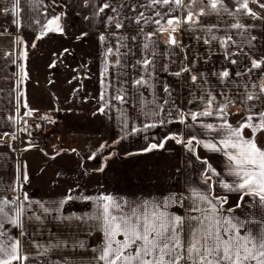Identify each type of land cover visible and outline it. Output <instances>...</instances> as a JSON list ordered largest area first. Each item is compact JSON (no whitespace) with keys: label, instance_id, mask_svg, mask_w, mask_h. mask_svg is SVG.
Returning a JSON list of instances; mask_svg holds the SVG:
<instances>
[{"label":"crops","instance_id":"0c3cea01","mask_svg":"<svg viewBox=\"0 0 264 264\" xmlns=\"http://www.w3.org/2000/svg\"><path fill=\"white\" fill-rule=\"evenodd\" d=\"M105 3L110 7L100 12ZM149 3L21 0L19 15L14 16L10 0H0V136L13 137L18 121L34 120L41 123V134L48 131L55 142L35 144L18 156L8 142H0V199L28 196L23 229L3 222L6 235L18 238L28 256L23 264H102L93 249L101 248L104 235L98 221L89 219L97 215V206L86 199L101 195L129 205L168 200L167 212L181 216L185 230L194 223L189 218L200 215L190 211L194 201L201 209L208 208L194 192L226 196L222 212L246 222L242 234L256 233L261 227L264 207L258 198L245 196L237 208L241 193L225 191L219 183L235 180L227 157L204 144L225 134L215 114L217 104L231 101L227 122L233 127L250 112L264 111V93L259 91L264 64L251 66L252 60H264V8L249 3L259 19L213 14L201 16L197 25L182 23L173 33L177 43L169 45L167 33L156 32L151 20L160 19L156 11L168 13L170 6L149 7ZM226 5L234 9L235 0H226ZM140 13L149 18L148 23H135ZM170 15L182 17L183 12ZM54 17H59L62 32L47 30ZM117 21L123 27L117 29ZM237 21L245 29L229 27ZM212 25L219 29L210 34L206 26ZM154 32L150 41L146 39ZM213 34L231 35L234 43L227 50L218 40L205 43ZM118 45H123L119 55L105 57L108 48L115 53ZM226 52L236 55L226 58ZM146 57L152 60L150 74L137 63ZM186 66L190 71H183ZM224 70L230 75L221 79L218 73ZM192 75H197L195 83ZM141 77L146 83L135 85ZM249 92L259 98L248 101ZM210 96L216 98L214 114L193 121L191 114L205 111ZM207 124L213 129L205 128ZM244 135L251 137V130L245 129ZM189 140L194 151L187 146ZM162 142L160 149H149ZM256 142L264 148V132L256 134ZM209 166L219 175L205 183Z\"/></svg>","mask_w":264,"mask_h":264},{"label":"snow or ice","instance_id":"6c2138e0","mask_svg":"<svg viewBox=\"0 0 264 264\" xmlns=\"http://www.w3.org/2000/svg\"><path fill=\"white\" fill-rule=\"evenodd\" d=\"M10 2L12 3V14L18 16L21 0H10ZM250 2L264 8L262 0H235L234 9H229L226 0H150L148 6H170L168 13L156 11L155 15L160 19H152L151 22L157 25L156 32L167 33L166 42L169 45H175L177 41L173 33L178 30L180 25L182 23L197 25L200 23L201 16L227 15L235 20L239 14H245L259 19L257 13L249 7ZM108 7L110 5L105 3L99 11L103 12ZM112 10L116 11L115 8ZM177 10H182V17L170 15L171 12ZM4 11L7 12L8 9L5 8ZM166 16L167 19H165ZM58 20L59 17L49 20L47 30L62 32V28L57 23ZM113 20L114 17H108L109 23H112ZM141 20L144 23L149 22V18H146L144 13H140L139 17L135 19V23L140 24ZM115 27L119 29L123 27V23L117 21ZM229 27L241 30L246 26L237 21ZM218 29L219 25L206 26V31L210 34ZM156 32L148 34L146 39L150 41ZM100 39L103 41L105 38L101 36ZM252 39L255 40L256 37L253 36ZM210 40H218L220 46L226 50L230 43H234L231 35L217 37L213 34L210 35V39H205L204 42L210 43ZM120 46L123 45H118L115 53L112 48H108L105 57L110 54L119 55ZM144 47L147 49L148 44H145ZM228 55H236V53L226 52V58ZM116 63H119V60ZM137 63L141 65L144 72L150 74V65L152 64L150 58L146 57ZM231 63L235 64L236 61L232 60ZM261 64H264V60H252L251 66L256 69L260 68ZM183 71L187 72L190 69L186 66ZM21 73L24 74L23 68H21ZM176 75H180V73H176ZM229 75L228 70L218 73L221 79L228 78ZM191 79L195 83L197 75H192ZM144 83L146 81L143 77L134 81L135 85ZM259 91L264 93V84L259 86ZM258 98L252 92H249L246 97L248 101ZM116 99L123 101L124 97L117 96ZM215 99V96H210L206 110L201 113H192V120L196 121L198 116L213 115L212 106ZM229 103L231 101L222 105L217 104L215 109V114L222 121L219 128L225 134L215 143H205L204 147L223 152L227 157L229 174L234 176L235 180L231 184L224 181L219 183L225 191L241 193L240 201L237 202L236 207L241 206L245 196L258 198L259 206L264 207V148L259 147L256 142V134L264 132V111L250 112L237 127H233L227 122ZM25 107H27L26 104ZM26 115H31V112ZM150 126L146 125V127ZM204 127L209 130L213 129L211 124L204 125ZM245 129L251 130V137L244 135ZM199 143L201 141H197V144ZM187 146L190 151H194L192 140L188 141ZM152 147H156V145H152ZM203 163L207 164V161H203ZM217 175L219 173L209 166L204 174L205 183ZM27 180L25 172L24 183ZM22 187L23 185L19 184V188L22 189ZM211 187L212 185L209 184V189ZM12 190L15 192L17 188ZM193 195L196 200L206 203L208 208L201 209L194 201V207L190 211L199 212L200 215L189 218L194 223H190L187 230H185V221L181 216L170 215L167 212L168 200L159 203L144 201L129 205L107 195L86 198L93 199L97 206V215L89 217V219L98 221L99 228L104 235L101 248L93 249L98 253L95 259L102 264H264V219L258 222L261 227L256 233L247 230L246 234H242L246 222L222 212L223 205L227 203L226 196L210 197L199 192H194ZM172 199L169 198V200ZM27 200L26 193L23 200L19 195L12 199L6 197L0 199V264H14V262L23 264L28 259V256L22 252L20 240L6 235L3 223L4 220H7L14 227L23 229L26 212L25 201ZM233 210L229 209L228 211ZM45 211L48 210L45 209ZM21 235H24L23 231ZM45 251L47 250L45 249Z\"/></svg>","mask_w":264,"mask_h":264},{"label":"built area","instance_id":"2783aa9c","mask_svg":"<svg viewBox=\"0 0 264 264\" xmlns=\"http://www.w3.org/2000/svg\"><path fill=\"white\" fill-rule=\"evenodd\" d=\"M41 123L34 120L18 121L14 133V152L18 156L24 144L35 145L47 142L54 145L55 142L48 135V131L43 130L41 134Z\"/></svg>","mask_w":264,"mask_h":264},{"label":"trees","instance_id":"16d2710c","mask_svg":"<svg viewBox=\"0 0 264 264\" xmlns=\"http://www.w3.org/2000/svg\"><path fill=\"white\" fill-rule=\"evenodd\" d=\"M169 138H173V137H169ZM14 135H13V137L12 136H0V142L1 143H4V142H8L9 143V146L11 147V149L13 150V151H15L14 150ZM163 143V142H162ZM33 145H30L29 147H22L21 148V150H20V152H22V151H24L25 149H28V148H31ZM157 147V146H156ZM156 147H152V146H150L149 147V149H151V148H156ZM148 149V150H149ZM72 153H74L75 155H76V157L79 159V161H80V163H81V165H82V167L84 168V169H86L85 168V166H84V163H83V161H82V159L79 157V155L76 153V152H72ZM105 162H106V160H103V165L105 164ZM213 196H214V194H213Z\"/></svg>","mask_w":264,"mask_h":264},{"label":"water","instance_id":"95a60500","mask_svg":"<svg viewBox=\"0 0 264 264\" xmlns=\"http://www.w3.org/2000/svg\"><path fill=\"white\" fill-rule=\"evenodd\" d=\"M164 143V142H163ZM163 143H161L160 144V146L159 147H156L155 149H160L161 148V145H163ZM32 148V147H31ZM28 149H30V148H28ZM28 149H25V150H28ZM21 153V152H20Z\"/></svg>","mask_w":264,"mask_h":264}]
</instances>
